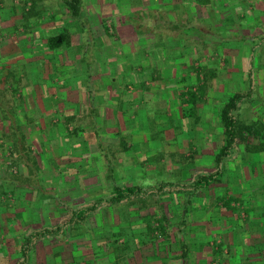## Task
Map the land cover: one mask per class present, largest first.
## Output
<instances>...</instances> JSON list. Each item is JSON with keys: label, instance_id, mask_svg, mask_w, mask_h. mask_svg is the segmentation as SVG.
Returning a JSON list of instances; mask_svg holds the SVG:
<instances>
[{"label": "rangeland", "instance_id": "obj_1", "mask_svg": "<svg viewBox=\"0 0 264 264\" xmlns=\"http://www.w3.org/2000/svg\"><path fill=\"white\" fill-rule=\"evenodd\" d=\"M66 1L68 0H0V264H16L20 260L19 249L22 238L29 230L58 225L60 218L71 215V209L91 205L103 192H107L108 198L110 192L107 191L106 185L111 182L123 187L137 186L144 191V194H139L122 207L104 206L85 221L84 227L78 228L79 230L85 228L84 231L80 233L77 229L78 235L71 234L72 229L67 227L62 235L38 240L31 252L29 264H184L186 260L184 259L182 263L181 258H135L134 255L131 258H120V255L124 253L128 255L129 252V246H124V237L129 234L135 238V235L141 234L138 227L146 226L145 235L149 237L148 242L154 244L152 251L157 252L160 248L159 243L164 242L167 245L169 241L166 237L168 233L166 229L171 223L174 227L172 230H178L174 233V242L178 250H182L183 247L176 242L177 236L188 237L190 243V239L194 237L191 228L199 221L202 223L213 221L217 214L215 209L217 198L223 196L221 190L224 188L230 192L232 186L237 183H229L227 180L230 163L235 164L234 159L248 153L249 161L246 164L249 166L246 168L245 164L238 168L245 169L248 174L254 170L252 167L254 155L248 152L250 147H246L245 143L241 142L235 154L222 165L224 170L222 181L212 185L206 192L192 193V184L197 177L211 174L217 168L214 156L222 146L219 112L232 93L248 92L249 71L252 73L253 95L244 100L236 115L241 123L253 124L256 129L264 133V117H262L264 112H260L264 111L262 110L264 83L260 82V80L264 82L262 78L264 72L260 71L262 69L259 66V61L264 62V43L250 37L257 34L258 29L264 31L262 24L264 21H259L264 17V11L260 9L262 0H226V5L213 7L218 14L216 19L213 18L214 20L208 19L205 9L197 8L195 19L201 18L204 24H196L200 26L199 29L197 27L196 30H190L188 37H185V41L189 38V42L185 44L191 52L186 53L189 56L183 59L186 60L185 63H192L193 70L190 68V71L196 76L195 70L200 69L199 65H201L203 79L197 81L195 77H191L189 84L182 82L179 89L169 94L170 97L157 96L158 98L153 102H148L146 96H143V101L141 99L138 104H140L139 111L145 113V117H140L137 123L132 119L121 120L125 123L122 124V129L126 134H121L119 138L113 134L117 131L116 126L112 125L114 118L105 117L109 114L106 113L107 111L93 115L89 111V102H82L84 95L80 89L72 96H67L65 92L70 91V87L77 89L80 85V88L89 93L92 83L89 80L87 63L91 60L97 63L98 55L101 58L103 48L106 46L111 47H108L107 57H119L120 62L128 63L130 58L126 56L129 52L124 51L122 41H131L127 31L134 30L133 26L137 27V25L129 22L126 11L122 13V7L127 6L121 4L118 6L121 7V12L116 15L118 19L123 16L118 22L125 27L120 29L121 33L110 19L104 21L108 25L107 31L104 28L89 29L87 6L92 0H81L83 8L80 16L83 15L75 31L77 35L72 38V43L70 38L68 45L53 51L47 45V38L58 34L62 25L69 23L70 19L73 20L65 6ZM123 1L117 0L120 3ZM105 7L107 11L104 15L111 16L112 7ZM144 8L145 11L150 9L148 6ZM141 14L144 15L142 11ZM145 18L147 19L143 24L147 21L157 22L152 19L153 17ZM139 22L138 20L137 23ZM83 27L86 29L84 32L80 29ZM215 28L221 33L214 32ZM199 30L203 35L199 34ZM133 32L131 34L135 36ZM103 35L107 44L102 43ZM27 38L30 40L26 41ZM203 38L207 43H201ZM234 40H237L234 48L238 51V55L234 54L235 58L233 55L230 58V52L224 51L222 44H229V41L233 43ZM3 46H7L10 50L7 53L8 57L1 53ZM21 48L24 51H21ZM25 49H28L30 54H27ZM32 49L35 54L31 53ZM39 50L43 51L42 55L37 54ZM53 53H56L57 60L64 62L66 59L70 65L60 66L58 70L53 71L58 67L54 63ZM39 57H42L44 62H49L52 69L48 68L47 63L45 66L39 68L33 66L30 69L27 68L29 67L27 62L24 66L18 63L23 58H30L35 62L31 65H36ZM8 60L13 61L14 68H10L9 63H5L9 62ZM39 63L41 64L40 61ZM248 63L249 68H247ZM1 64L5 65L1 68ZM125 66L132 73L131 66ZM52 73L54 77L51 76ZM38 75L44 79L40 87L45 90L34 96L26 91L25 87L31 89L32 86L37 91ZM257 75H260L259 79ZM142 77L144 78V75ZM61 80L66 81V85L60 82ZM130 80L132 81V78L127 76L123 83L128 85ZM76 81L79 83L78 86L74 84ZM150 83L152 85L143 87L142 94H145L144 90L150 92L151 88L152 91L156 89L157 95L162 94V85L156 84L155 79ZM189 86L193 87L194 92L199 91L195 90L196 87H203V96H200L195 104L181 101V94L186 92ZM59 88H67L61 95L65 98L59 96L58 99L50 101L49 96H55ZM122 91L124 92L125 89ZM171 98L178 100L175 102ZM44 100H47V103ZM174 104L178 105L179 109L175 108L178 112L174 111L171 118L169 113ZM103 105L105 107L107 103ZM204 113L206 117L203 118L201 115ZM138 124L145 129L140 141L133 140L130 134V131L139 127ZM12 126L16 128L15 134L12 133L14 130ZM19 135H23L24 138L17 140L19 145L15 146ZM121 138L124 139V146L120 141ZM256 140L248 138V143L254 144ZM213 143H216V146ZM204 148L206 153L213 155H201L202 160L200 159L199 162L206 160L208 165L199 164L195 159L196 155L200 158L199 154ZM154 149H157L155 160L152 159L155 163L146 159L147 153ZM98 156L100 163L104 164L100 167H103L101 173L97 170L99 166L96 165ZM133 156L137 157L138 163L134 162L135 167L131 168L130 161ZM140 159L147 161L141 166L143 175L146 173L153 175L156 170V177L153 179L150 177L147 183H139L133 176V173L140 172L136 168L142 163ZM121 160L126 166L117 165ZM108 161L114 168L115 180L111 179L106 183L102 181L101 174L103 171L107 173L105 168ZM254 167L257 171L260 168V166ZM160 173L161 176L158 175ZM256 174H246V177L250 176V178L241 183L239 190L242 192L241 197H244V206L251 208L246 210L248 219L264 222V212H257L264 206V198L258 197L264 192V178L261 179V175ZM237 179L241 178L237 177ZM96 188L99 189L97 192H95ZM204 194H209L210 203L205 200L203 205L198 203L197 207L192 206L194 203L203 202L201 198L205 197ZM188 199L193 203L187 205ZM243 216L240 217L243 219L242 222L247 219L246 214ZM205 217H210V221L205 220ZM155 219H162L163 231L155 229L159 227ZM240 219L238 218L237 222H240ZM93 234L98 236L101 244L94 246L93 249L106 252L107 258L89 259V246H92L89 236L92 237ZM229 237L227 235V245L230 244ZM229 246L225 249L233 256L235 251L236 258H220L218 251L213 252L214 247L209 245L203 247L202 251L211 258H204L201 264H210V261L212 264H237L242 261L245 255L238 257L239 248L231 246L229 248ZM137 248L140 249L139 246ZM193 249L189 246L190 252H193ZM163 252H167V249L165 248ZM196 259L190 258L189 264H196Z\"/></svg>", "mask_w": 264, "mask_h": 264}, {"label": "crops", "instance_id": "obj_2", "mask_svg": "<svg viewBox=\"0 0 264 264\" xmlns=\"http://www.w3.org/2000/svg\"><path fill=\"white\" fill-rule=\"evenodd\" d=\"M188 1L191 2V0H124L122 3H120V2H117V0H92L91 2H89V6H87V10H89V29L99 30L100 28H102V29L104 28L107 31L108 25L104 21H105V19H110L111 21L114 22V26L117 28V31L121 33L120 29L125 28V27H122L120 25V23H118V22H119L120 18H122L123 16L120 17L119 19L116 16L118 13L121 12L120 11L121 7H118L121 4H122V6L123 5L124 6H132V9L130 10V12H131L130 14H132L133 12H137V11L142 10L145 6L146 7L148 6L150 9H154V8H158L160 6H164V9L168 10V9L174 8V6L178 5L180 2H188ZM208 1H209V5H208L209 7L204 8L206 10V11L205 10L204 11L207 13L208 19L209 18L216 19L218 14H216L217 12L213 9V7H215V6L217 7V5H220V4L226 5V3H225L226 0L225 1L224 0H208ZM61 3L63 4V2H61ZM252 3L254 4V2H252ZM116 4H117V7L115 8ZM111 5H113L114 7H112ZM261 5L262 6L260 9L262 11H264V0H262ZM105 6L112 7L111 8L112 9L111 16L107 15L108 17H106L104 15L106 13L105 11H107ZM142 6H144V7H142ZM150 6H152V7H150ZM85 8H86V6H85ZM197 8L200 9V7H197ZM122 10H123L122 13L124 14V12L126 11L125 7H122ZM230 14L231 13H229V15ZM69 15H70V13H69ZM82 15L83 14H81V18H82ZM70 18H72L71 15H70ZM53 19H55V17ZM73 20L70 19L69 23H66L64 26L62 25L59 29V32H58V33L63 32L64 29L68 30L69 34H70V38H71V43H72V38L75 35H77V32H75V31L78 29V22L76 20H74L75 21L74 22ZM259 21H264V17H261ZM262 24H264V23H262ZM133 28H134V26H133ZM80 29H82L83 32L86 31V29L84 27L80 28ZM230 29H232L231 26H230ZM134 30H131V31L128 30L127 31V35L131 37V39H130L131 41H127V40L122 41L124 51L129 52V54H127V56H126V57L130 58L128 63L120 62L119 57H116V58L115 57L114 58L107 57V54H108L107 52L109 51L108 47H110V46H106L105 48H103V54L101 55V58L98 55L99 60H97V63H95V61L93 62L92 60H91L92 63L90 61L87 63V64H89V80H91V83H92L91 87L89 89V93H87L85 89L80 88V85L77 81H76V83H74L75 85L77 84V86L79 85V87L77 89H76V87L73 86L74 88L70 87V91L65 92L66 94H68L67 96H72V95L76 94L80 89V92L83 93V95H84V99L82 98V102H89V111H91V113H93V115H96L97 113H101L104 110L107 111L106 113H109V114L105 117H108L111 119L114 118L112 125L116 126V128H117V131L113 133L115 135L126 134V132L123 131L124 129H122V124L124 122H121V120L124 119L126 121V119L127 120L132 119V121L136 120V123H137V120L140 117L141 118L145 117V113L142 114L141 111H139L140 110L139 109L140 104H138V102L141 101V99L143 101V96H146L145 98H147L148 102H153L158 98L157 96H169V94L174 93L175 90L179 89V86L181 87V85L183 84L182 82H186L187 84H189L191 81L190 80L191 77L192 78L195 77V80H197V81L203 79V76L201 74H199V77H197L196 75H193L192 71H190V68L193 70L192 63L191 62L185 63L186 60L183 59L184 57L185 58L187 57L188 54H186V53L191 52V49L188 48V46H186L187 44H185V43L189 42V38H187L188 41H180V43L178 42V40L177 41L169 40V41H167L165 43H161V44L160 43L159 44H153L152 46H148V47H144L142 45L141 47H139V44H138L139 36L137 35V32H135ZM213 30L216 33H221L220 30H218L216 28ZM258 30H259V32H257V34H253V36H250L251 38H254V40L255 39L259 40L260 38H264V31H261L260 29H258ZM124 32H126V30ZM124 32H122V34H124ZM131 32L135 33L134 34L135 36H133L131 34ZM198 32H200V30ZM187 33H189V31ZM89 34H91V33H89ZM199 34H201V32ZM201 35H203V34H201ZM101 37L103 38L104 35ZM185 37H188L187 34ZM231 38H233V37H231ZM248 39H250V38H248ZM29 40H30V38L26 41H29ZM198 42H200V39H198ZM203 42H206L204 38L201 41V43L204 44ZM102 43L107 44V41L105 40V38H103ZM223 43H224V41H223ZM236 44H237V40H234L233 43L231 41H229V44H226V43L222 44V45H224V48L222 47L223 50L230 52L229 53V54H231L230 58H232L231 57L232 55L235 58L234 54L238 55V51L236 50V48H234L236 46ZM218 45H220V43ZM64 46H66V45H63V47ZM1 48H2L1 53H3L5 56L8 57L7 53L10 50H8L7 46H3ZM222 48H221V50H222ZM12 49H14V48H12ZM21 51H24V49H22ZM31 51H32L31 53L35 54L34 49H32ZM25 52L27 54H30L28 49H25ZM38 53L42 55L43 51L39 50L37 52V54ZM131 53H133V54H131ZM84 54L86 55V53H84ZM119 54H120V52H119ZM175 54H177L176 57L173 56ZM53 56L55 57L54 63H56L55 65L58 66L57 68H54L53 71H55L56 69L58 70V68L60 66L66 67V65H70L69 62H66V59L64 60V62L57 60L56 53ZM140 57L143 59H139ZM2 59H7V58H2ZM38 59L41 62V64L37 60L36 65H31L35 62L33 60H31L30 58L29 59L23 58V60L21 62L18 61V63H21L22 66H24V64L27 62V64L29 65V67H27L28 69H30V67H33V66L36 68H39L42 65L45 66V64L47 63L48 68L50 70L52 69L49 62H44L43 61L44 59L42 57L41 58L39 57ZM8 61L9 62H5V63L6 64L9 63L10 68H12V67L14 68L15 66H12L13 61H10V60H8ZM3 65H5V64H1V68ZM125 65H128L127 67L131 66L130 69H132V73L130 70H127L128 68L126 69ZM199 66H200V68L202 67L201 65H199ZM259 66L262 70H260ZM259 66H258L259 70L261 72H264V62L259 61ZM197 67H198V64H197ZM247 68H249V63H248ZM248 71H247V73H248ZM231 72H232V70H231ZM246 74H244L245 78H247V75H248V74L247 75ZM142 75H144V78L142 77ZM260 75H257L258 79H259ZM51 76L54 77L53 73L51 74ZM127 76H128V78L131 77L132 81L131 80H130V82L128 81L129 84L125 85V83H123V82L125 79H127ZM38 77H39V75L37 76V78ZM262 78H264V73H262ZM152 79H155L156 84L162 85V88H161L162 94L157 95V92H155L156 89H154V91H152V88H151L150 92L144 90L145 94H142L143 93V87H145V85H152V83H150V81H152ZM42 80H44V79H42V77L38 78V84H37L38 89H37V91L34 90L32 86H31V89L29 87H25L26 91H29L30 94H34V96L37 93L39 94L40 92H43L45 89H42L40 87ZM56 80L58 81V78H56ZM60 82H63V84L66 85V81L61 80ZM260 82L264 83V82H262V80H260ZM59 86H60V83H59ZM123 89H125L124 92L122 91ZM64 90H67V88H62V89L59 88V90L55 93V96H51V95L49 96V100L52 101L51 99H58L59 96L64 94ZM132 91H134V92H132ZM137 95H139V96H137ZM61 98L64 99L65 96H61ZM171 100L177 102L178 98L177 99L171 98ZM44 102L47 103V100H44ZM104 103H107V106L104 107V105H103ZM141 103H143V102H141ZM176 106L174 104V106L170 109L171 112L169 113V115L171 118L173 117L172 115H173L174 111L178 112V110H176V109H179L178 105H176ZM183 107H187V105H183ZM262 108H264V107H262ZM185 109H187V108H185ZM200 110L201 109H199L198 112H200ZM262 110H264V109H262ZM260 112H264V111H260ZM201 117H203V118L206 117V114L205 113L202 114ZM262 117H264V116H262ZM96 118H99V117H96ZM134 129H136V130L130 131L131 138H133V140L137 139L138 141H140L141 136L143 137L142 132L144 133L145 129H143L140 125H139V127L134 128ZM139 132L141 135L139 134ZM185 134L187 135L188 133H185ZM189 144H190V141H189ZM213 144H214V146H216V143H213ZM220 146H221V143H220ZM189 148H191L190 145H189ZM155 150H157V149L149 151L147 153V155L144 154V155H146V159H148L149 161L154 162V163H155L154 156L156 153ZM194 150H197V149L194 148ZM205 153H206V150L204 148L201 151V153L199 154L200 158L197 157L198 155L195 156V159H197L199 164L208 165L206 160H205V162H202V163L199 162V160L201 159V155L202 156L213 155L212 153H209V152H207L206 154ZM247 156H248V153L242 155L241 158L237 157L236 159H234V160H236L235 164L230 163V165L228 166V169H229L228 170L229 174L227 177L228 182L229 183L237 182V183H235L232 186V189L230 192L226 191L224 188H223V190H221L223 196L218 197L217 198L218 203H217V205L215 204L216 205L215 209L217 212V214L215 215L216 218L213 221L208 222V223H205V221H203V223L201 221L197 222L195 224V226H193V228H191L192 234L194 235V237H193V239H190V241H191L190 243L188 242L189 241L188 237L179 236V235L177 236L176 242H178V244H180V246H182L184 249L182 248V250H178L176 243L174 242L175 241L174 233H176L178 230H172L174 228L173 224L169 223L168 228L166 229V231L168 232L166 237H167V239H169V241L167 242V245H165L164 242L159 243L160 244L159 250L157 252L152 251V246L154 244H152L151 242H148L149 237H147L148 235L147 236L145 235V233L147 231V227L144 226V227H138V230L141 232V234L135 235V238L129 234H128V236L124 237V243H125L124 246H127V247L129 246V249H128L129 252H128V255H127V253L120 255V258H131L133 255L135 258H137V257H139V258H143V257L144 258H181L182 263L184 262V259L186 260V263H184V264H189L190 258H197L195 261L196 264H201L203 262L204 258H211L209 255H206L202 251L203 247L209 246V245L214 247L213 252L215 250L218 251V254L221 256L220 258H236V252L235 251L233 252V254L235 256L234 257L233 255H230V252L227 249H225L227 246L230 245L231 247L239 248L238 250H240V252H239L238 257L239 256L241 257L243 254V256L245 255L244 258H249V260H251V262L259 261L260 260L259 258L264 259V222H261L259 220L250 221L248 219V217H247V219H244L246 221L242 222L243 219H240V217H244L243 216V215H245L244 211L249 209V207H245L244 203H243V205H239V203L236 200V199L240 198V200H242L244 202V197H241L242 192L239 189L241 188V183L244 180H246L247 178H250V176L246 177V174L251 175L252 173H257L256 175H258V176L261 175L260 176L261 179L264 178V177H262V176H264V153L254 155V158L252 160L254 162V164L252 166L254 170L250 174H248V172L245 169L239 170L241 167H243L249 161ZM136 158L137 157L133 156V159H131V161H130L132 163V166H130L131 168L135 167L134 162L136 164L138 163ZM146 159H140L139 160L142 163H140V165H137L136 168L140 172L138 174L133 173L135 180L138 181L139 183H145V182L147 183V182H149L150 177L152 179L154 177H156L155 176L156 170L154 171L153 175H148V173H146L145 175L142 174L141 166H143L147 162ZM152 159H154V160L152 161ZM99 160H100V156H98V158L96 160L97 163L95 162L96 165L99 167L104 166V164H101ZM143 162H144V164H143ZM120 164H124L122 160L119 161V164H117V165L120 166ZM257 164H259V165H257ZM172 165L175 166L173 163H172ZM239 166H240V168H238ZM248 166L249 165L246 164V168ZM254 166H260L258 171H257V169H255ZM158 175L161 176L162 174L160 173ZM133 176H130V177H133ZM237 177L241 178V179H237ZM99 181H101V179H99ZM97 190H99V189L96 188L95 192H97ZM204 196L205 197L201 198V199H203L202 200L203 202L194 203V204H192V206L197 207L198 203L203 205L205 200H207V201L210 200L209 194H204ZM258 197L264 198V192H262L260 194V196L258 195ZM231 200H233V201L231 202ZM228 202H230V204H228ZM253 202L256 203L254 200H253ZM209 203H210V201H209ZM227 206L229 207V209H227ZM257 212H264V206L259 208V211H257ZM210 217H205V220H209ZM238 218L240 219V222H237ZM164 226L165 227L167 226L166 222L164 223ZM180 226H182V225H180ZM208 226H210L211 228ZM212 231L214 232V234L211 235L210 232H212ZM227 235L230 236L229 237L230 238V244L229 245H227ZM89 239L92 242V246H89L90 248L92 247V249L89 248V259L90 258H107L106 252L103 253L101 251H96L93 249L94 246H101L100 241L98 240V236L93 234L92 237L89 236ZM97 241H99V242H97ZM219 245H222V250H218ZM137 246H139L140 249H138ZM189 246L194 248L193 252H190ZM230 246H229V248H230ZM131 247H132V249H131ZM170 247H171V249H170ZM173 247L175 250H173ZM165 248L167 249V252H163V251H165ZM168 251H170V252H168Z\"/></svg>", "mask_w": 264, "mask_h": 264}, {"label": "trees", "instance_id": "obj_3", "mask_svg": "<svg viewBox=\"0 0 264 264\" xmlns=\"http://www.w3.org/2000/svg\"><path fill=\"white\" fill-rule=\"evenodd\" d=\"M65 6L68 8V12L72 16L74 20H76L79 24L81 21L80 11L83 8V4L81 0H68L65 2ZM209 1L208 0H191L188 2H180L178 5L174 6L172 9H164V6H160L158 8L149 9L146 10L143 8L140 11L133 12L130 14V10L132 9V6L125 7L126 16L129 19V22H132L133 24L136 23L137 27L134 26L137 35L139 36V47L142 45L144 47L152 46L153 44H161L165 43L169 40H174L180 43V41H185V36L188 34L187 32L190 30H196L197 27L199 29L200 26H197L198 24L202 23L204 24L203 20H196V11L197 7L200 8H207L209 7ZM144 7V6H142ZM141 11L143 14H141ZM145 12H148L146 14ZM27 15V14H26ZM145 17H153L152 19H155L156 23H151L150 21H147L143 24L144 20L147 19ZM140 21L137 23V21ZM201 21V23H200ZM197 24V25H196ZM218 34V33H217ZM214 35V34H212ZM215 37V36H213ZM183 38V39H182ZM70 39L69 31L64 29L63 32H60L56 35L50 36L47 38V45L48 47L56 51L57 49L61 48L63 45H68ZM260 43H264V38L259 39ZM202 69H196L195 72L197 74V77H199V74H201ZM248 92L241 93V92H235L230 95V97L226 100V102L223 103L221 110L219 112V117L221 121V127H222V146L219 148V150L216 152L214 156V162L216 165V170L211 174H203L197 177V179L192 184L193 194L197 192H203L207 191L212 185L219 183L222 181L224 177V170L222 168V165L230 159V157L235 154V150L239 147L241 142H244L246 147L253 148L251 150L249 148L248 152L252 153L253 155H257L260 153H264V133H261L260 130L256 129V127L252 125H245L241 123L237 118V112L240 109V106L244 102L245 99H247L249 96L253 95L252 92V73L249 71L248 73ZM201 83V82H200ZM203 87H196V91L194 92L193 87L189 86L186 92H183L181 94L182 96V102L183 103H190L195 104L197 102V99L200 98V96H203ZM12 110V109H11ZM4 112V110H3ZM4 115V114H3ZM72 120V119H71ZM12 128H14L12 126ZM12 133H16V128L12 130ZM118 138L121 137L120 134L116 135ZM23 135H19V137L16 138V145H19V139H23ZM248 138L250 139H257L256 143L249 144ZM18 140V141H17ZM120 141H122V145L124 146V139L121 138ZM238 151V150H237ZM101 167V166H100ZM97 169L100 173L101 170H103V167ZM105 170L107 173L105 174V171L101 175L102 181L108 183L111 179L115 180L113 175L114 168L112 167L111 163L108 161V165L106 166ZM107 191L110 192L108 198L106 196L107 192H103L102 196L97 198L93 201V203L87 207L78 208V209H71V215L69 217H62L59 219V224L56 226H48L43 227L38 230H29L22 238V243L20 245V255L21 258L16 264H29L30 263V256L31 252L34 248V245L38 242L40 239L49 238L53 235H62L65 233V229L67 227H70V230L72 229L71 234L78 235L79 232L82 230L78 229L81 226H85V221L90 219L91 215L93 213L99 212L100 209H102L104 206L109 207H122L126 205L129 201H131L134 197L138 196L139 194H144V191H141V189L137 186H130V187H123L116 183L111 182L109 185H106ZM105 189V190H106ZM108 195V194H107ZM193 197V196H192ZM239 205H243V201L239 199H236ZM233 200H231L232 202ZM193 203L191 199H188L186 204L190 205ZM230 204V202H228ZM229 206V205H228ZM227 208L229 209V207ZM247 210H251L247 209ZM245 214L248 217V214L246 210L244 211ZM250 212V211H249ZM156 224L159 226L155 229H161L163 231L164 227L162 226L163 221L162 219H155ZM74 224H76V228H74ZM151 227V226H150ZM79 232H78V230ZM218 250H222V245L218 246ZM183 259V258H182ZM259 261L251 262L249 258H244L242 261L238 262L237 264H264V259L259 258ZM212 264V261L209 262Z\"/></svg>", "mask_w": 264, "mask_h": 264}]
</instances>
